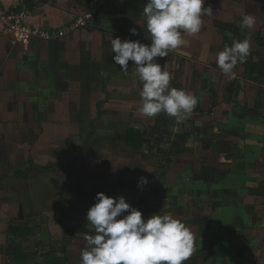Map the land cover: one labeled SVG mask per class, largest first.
Listing matches in <instances>:
<instances>
[{
	"label": "crops",
	"instance_id": "obj_1",
	"mask_svg": "<svg viewBox=\"0 0 264 264\" xmlns=\"http://www.w3.org/2000/svg\"><path fill=\"white\" fill-rule=\"evenodd\" d=\"M88 1L0 0V264H15L10 226L33 231L13 239L27 255L19 264H80L98 192L130 193L145 219L185 223L194 252L184 264H264V0H204L213 15L201 32L157 58L170 87L197 100L179 125L163 112L143 116L133 63L124 72L112 59L111 37L151 43L147 0H111L91 27L28 47L13 43L3 19L15 10L31 26L64 29ZM246 13L254 29L241 28ZM245 38L250 53L230 78L216 53ZM129 130L144 139L136 150ZM141 177L149 183L138 186Z\"/></svg>",
	"mask_w": 264,
	"mask_h": 264
},
{
	"label": "clouds",
	"instance_id": "obj_2",
	"mask_svg": "<svg viewBox=\"0 0 264 264\" xmlns=\"http://www.w3.org/2000/svg\"><path fill=\"white\" fill-rule=\"evenodd\" d=\"M204 0H147L143 7L150 44L120 37H111L114 64L127 72L129 62L142 85L139 112L148 118L160 113L175 118L176 124L191 117L197 100L184 89L170 87L171 75L157 62L184 43L182 34L196 36L204 27L203 17L213 15L212 7H203ZM256 18L242 16V29H254ZM130 33L137 35L136 28ZM250 40H234L231 46L218 51L215 62L220 71L234 78L238 63L250 53ZM149 180L141 177L138 186ZM87 223L95 234H85V248L80 250V264H184L194 252V236L190 229L172 214L150 215L126 202L98 192L95 203L86 213Z\"/></svg>",
	"mask_w": 264,
	"mask_h": 264
},
{
	"label": "built area",
	"instance_id": "obj_3",
	"mask_svg": "<svg viewBox=\"0 0 264 264\" xmlns=\"http://www.w3.org/2000/svg\"><path fill=\"white\" fill-rule=\"evenodd\" d=\"M111 0H89L82 15L75 18L64 29H45L28 24V14L20 11H9L3 17L13 43L28 47L34 40L51 41L65 38L77 30L91 27L105 10Z\"/></svg>",
	"mask_w": 264,
	"mask_h": 264
},
{
	"label": "trees",
	"instance_id": "obj_4",
	"mask_svg": "<svg viewBox=\"0 0 264 264\" xmlns=\"http://www.w3.org/2000/svg\"><path fill=\"white\" fill-rule=\"evenodd\" d=\"M144 142L143 137L135 130H129L126 137V145L130 147L132 150H136L138 147H141ZM136 146H134L135 144ZM72 164H67L63 166L64 168L70 167ZM32 167L26 171V172H20L18 175H21L23 177H26L28 173L31 171ZM22 232L25 234L33 233V231L28 230L27 228H24L22 226H10L8 229V248L7 253L8 255L12 256L14 259L15 264H19V258H27V255L23 252L14 251L13 250V239L17 238L18 236H22ZM10 237V238H9Z\"/></svg>",
	"mask_w": 264,
	"mask_h": 264
},
{
	"label": "rangeland",
	"instance_id": "obj_5",
	"mask_svg": "<svg viewBox=\"0 0 264 264\" xmlns=\"http://www.w3.org/2000/svg\"><path fill=\"white\" fill-rule=\"evenodd\" d=\"M128 125L129 126H132V125H134L133 123H128ZM143 127L144 128H150V126H151V123H143ZM149 135H150V132H149ZM111 141V140H110ZM112 142V141H111ZM112 144H113V142H112ZM164 144V142L161 144V145H163ZM119 150V149H118ZM128 162V161H127ZM155 163H157V162H155ZM129 168H133V166H131L130 165V167ZM156 169H157V167H154L153 168V170L151 171V172H153V171H156ZM150 170V169H149ZM117 172L116 171H111V173H110V179H111V177L112 176H114L115 174H116ZM88 180L89 181H93V182H95V180H93V178L95 179V174L93 173H90V176H89V172H88ZM113 180V179H112ZM99 184V183H98ZM121 195H118L117 193H115V192H113L112 193V197L113 198H119ZM123 197H125V199H126V201L127 200H129V201H127L129 204H131L132 202H130L132 199H133V197L130 195V193H127V195L126 196H123ZM148 200H153L152 198H148ZM135 204L136 203H132V206L134 207L135 206ZM55 239H56V241H54V242H60V243H62L63 244V242L62 241H60L61 239H58L57 237H55ZM48 250V249H47ZM47 250H45V251H47Z\"/></svg>",
	"mask_w": 264,
	"mask_h": 264
}]
</instances>
